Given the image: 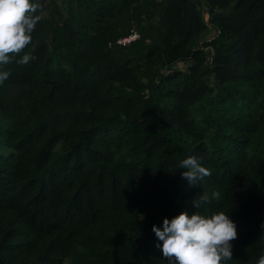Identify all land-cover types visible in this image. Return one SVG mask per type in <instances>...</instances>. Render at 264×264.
<instances>
[{
  "label": "trees",
  "instance_id": "obj_1",
  "mask_svg": "<svg viewBox=\"0 0 264 264\" xmlns=\"http://www.w3.org/2000/svg\"><path fill=\"white\" fill-rule=\"evenodd\" d=\"M40 3L35 59L0 84V264H168L152 225L197 210L229 212L227 264H256L264 0Z\"/></svg>",
  "mask_w": 264,
  "mask_h": 264
},
{
  "label": "clouds",
  "instance_id": "obj_2",
  "mask_svg": "<svg viewBox=\"0 0 264 264\" xmlns=\"http://www.w3.org/2000/svg\"><path fill=\"white\" fill-rule=\"evenodd\" d=\"M42 5L40 0H0V84L11 75L6 67L15 62L27 65L35 56L22 51L32 41V33L43 13L38 14ZM176 168H183L181 177L189 185L210 175V169L202 166L197 155L182 158ZM212 192L211 197H218ZM193 200V206L200 209L210 201L208 194L199 195ZM143 219V217H140ZM236 223L229 212L218 210L210 214L195 211L189 214L181 211L171 219L165 217L160 227L152 225V232L163 257L168 264H227L232 260L233 241L237 236ZM256 264H264L261 253Z\"/></svg>",
  "mask_w": 264,
  "mask_h": 264
},
{
  "label": "built area",
  "instance_id": "obj_3",
  "mask_svg": "<svg viewBox=\"0 0 264 264\" xmlns=\"http://www.w3.org/2000/svg\"><path fill=\"white\" fill-rule=\"evenodd\" d=\"M136 38H138V35L136 33H133L131 36H129L127 38L119 39L118 43L124 45V44H126V43H128V42H130Z\"/></svg>",
  "mask_w": 264,
  "mask_h": 264
},
{
  "label": "rangeland",
  "instance_id": "obj_4",
  "mask_svg": "<svg viewBox=\"0 0 264 264\" xmlns=\"http://www.w3.org/2000/svg\"><path fill=\"white\" fill-rule=\"evenodd\" d=\"M205 18H206V15H205ZM212 35H213V32H212V31H208V32L205 34L204 39H208V38H210ZM184 65H185V64H183V63H182V64H178L177 67L182 69V68H184ZM67 264H68V263H67Z\"/></svg>",
  "mask_w": 264,
  "mask_h": 264
}]
</instances>
